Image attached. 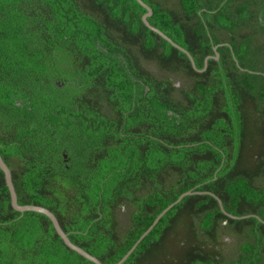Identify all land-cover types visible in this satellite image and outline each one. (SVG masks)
<instances>
[{
	"label": "trees",
	"instance_id": "obj_1",
	"mask_svg": "<svg viewBox=\"0 0 264 264\" xmlns=\"http://www.w3.org/2000/svg\"><path fill=\"white\" fill-rule=\"evenodd\" d=\"M142 1L197 69L137 0H0L19 204L117 264L191 191L123 264H264V0ZM4 178L0 264H95L15 210Z\"/></svg>",
	"mask_w": 264,
	"mask_h": 264
},
{
	"label": "water",
	"instance_id": "obj_2",
	"mask_svg": "<svg viewBox=\"0 0 264 264\" xmlns=\"http://www.w3.org/2000/svg\"><path fill=\"white\" fill-rule=\"evenodd\" d=\"M143 7H145L147 9V14H145L143 16V21L144 23L148 26V28H150L152 31L158 33L159 35H161L163 38H165L167 41H169L173 46H175L177 49L181 50L182 52H184L185 54H187L192 62V65L195 69H197L196 63L194 58L191 56V54L186 50L183 49V47H181L180 45H178L177 43H175L170 37H168L165 33H163L162 31H160L159 29L155 28L154 26H152L150 24V22L148 21V18L151 17L153 15V11L151 9V7H149L146 3H144L142 0H137ZM216 51V57L215 58H219V53L217 52V47L215 48ZM210 58V56L206 59V65L208 63V59ZM200 71V70H198ZM0 168L3 170L4 174H5V180L7 183V186L10 190V194H11V203L12 206L15 210L25 213V212H37V213H41L46 215L47 217H49L53 224L54 227L57 231V233L60 235V237L63 239L64 243L66 244V246H68L70 249H72L73 251L79 253L80 255H82L83 257L87 258L89 261L95 263V264H102V262L95 257L94 255L90 254L89 252H87L86 250H84L83 248L77 246L76 244H74L69 236L66 234V232L63 230V228L61 227L57 217L55 216V214L53 212H51L49 209L42 207V206H37V205H21L19 204L18 201V195L16 192V188L14 185V182L12 180V172L10 170V168L7 166V164L5 163V161L3 160L1 153H0ZM209 193V192H208ZM194 194V192H186L183 193L179 199L174 202L173 204H171L168 208H166L160 215L159 217L155 220V222L152 224V226L141 236V238L135 243L134 246H132V248L128 251V253L120 260V262H118L117 264H123L125 263L128 258L131 256V254L136 250L137 246H139V244L145 239V237L154 229V227L159 223V221L161 220V218H163V216L169 211L171 210L175 205H177L179 202H181L186 196L188 195H192ZM212 196H214L215 198H217L219 200V203L221 205L222 210L225 212L224 208H223V203L222 201L214 194L209 193ZM227 214V213H226ZM229 215V214H227ZM230 216V215H229ZM231 217V216H230ZM259 219V217H257ZM261 220V219H260ZM262 221V220H261ZM264 222V221H263Z\"/></svg>",
	"mask_w": 264,
	"mask_h": 264
},
{
	"label": "bare ground",
	"instance_id": "obj_3",
	"mask_svg": "<svg viewBox=\"0 0 264 264\" xmlns=\"http://www.w3.org/2000/svg\"><path fill=\"white\" fill-rule=\"evenodd\" d=\"M10 223V222H9Z\"/></svg>",
	"mask_w": 264,
	"mask_h": 264
}]
</instances>
